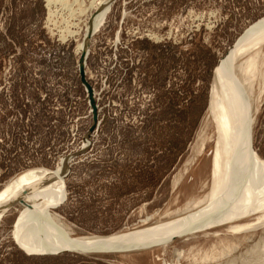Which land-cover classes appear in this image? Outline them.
<instances>
[{"label":"rangeland","instance_id":"obj_1","mask_svg":"<svg viewBox=\"0 0 264 264\" xmlns=\"http://www.w3.org/2000/svg\"><path fill=\"white\" fill-rule=\"evenodd\" d=\"M68 1L0 0V192L27 170L60 172L52 210L72 237L176 222L210 191L215 71L264 0ZM246 57L264 161V46ZM27 204L0 219V264H252L264 241L263 222L230 229L258 212L142 250L29 254L14 234Z\"/></svg>","mask_w":264,"mask_h":264},{"label":"bare ground","instance_id":"obj_2","mask_svg":"<svg viewBox=\"0 0 264 264\" xmlns=\"http://www.w3.org/2000/svg\"><path fill=\"white\" fill-rule=\"evenodd\" d=\"M56 1L62 2V5L69 2L47 0V5ZM243 34L222 60L213 79L209 116L215 123L217 137L213 150L211 187L202 201L193 204L191 210L182 214V218L180 215L173 218L178 221H168L167 226L159 222L127 233L72 237L59 215L52 210L66 196L60 172L46 168L30 169L15 177L0 192V219L14 204L28 202L14 226L16 243L20 248L29 254L142 250L165 245L183 234L241 221L254 213H264V164L252 148V95L249 93L250 83L244 81L243 70H240L245 60H239L243 56L248 58L252 52L259 53L264 46V42L253 46L257 45L255 43L258 40L255 39L264 37V17ZM260 57L257 58L258 64L259 59H262ZM260 74L263 91L264 72ZM262 222L264 223V214L258 216L253 223L235 224L230 229L247 230ZM251 256L254 259L252 264H264V241L252 248ZM180 257L181 253L177 254L176 259Z\"/></svg>","mask_w":264,"mask_h":264},{"label":"water","instance_id":"obj_3","mask_svg":"<svg viewBox=\"0 0 264 264\" xmlns=\"http://www.w3.org/2000/svg\"><path fill=\"white\" fill-rule=\"evenodd\" d=\"M82 58H84V56L82 57ZM83 60L84 59H82V62H81V69H82V74L84 73V71H83ZM84 79V78H83ZM85 80V79H84ZM177 250H179V249H177V248H175L174 249V252H175V255L177 254ZM68 253H77V254H80V255H105V254H110L109 252H100V253H97V254H95V253H92V254H84V253H79V252H71V251H67ZM66 252V253H67ZM117 253V252H116Z\"/></svg>","mask_w":264,"mask_h":264}]
</instances>
